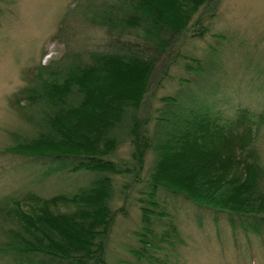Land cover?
Segmentation results:
<instances>
[{"label": "rangeland", "instance_id": "obj_1", "mask_svg": "<svg viewBox=\"0 0 264 264\" xmlns=\"http://www.w3.org/2000/svg\"><path fill=\"white\" fill-rule=\"evenodd\" d=\"M122 2L0 0V202L27 192L45 197L70 193L98 174L71 173L68 165L60 161L21 156L7 149L14 146L13 134H37L33 117L39 118L41 107L25 100L21 91L33 84L39 67L50 64V70H57L64 63L89 61L91 51L110 49L115 45L111 33H121L100 22L104 11L98 21L89 18L111 4L108 9L115 12ZM136 33L126 35L124 31L123 44L139 47L154 61L151 75L145 76L139 91L129 96L140 95L136 110L138 134L153 137L154 118L165 108L166 97L178 98L189 110L212 114L220 111L223 123L251 117L249 124L236 126L234 131L229 128L205 147L218 153V158L229 157L231 165L221 170L229 185L252 179L256 188L264 189V0H215L209 7H199L164 53L149 48ZM127 78L126 86L132 85L133 75ZM241 130L250 132V136L242 135ZM132 149L123 134L117 151L109 158L122 167H131ZM248 153L251 165L246 167L237 160ZM154 163L155 153L148 148L137 177L132 173H108L113 180L111 207L116 213L106 239L107 264H138L129 249L138 244L133 234L142 224L137 202L143 198L142 190L147 188ZM258 163L262 167L260 174ZM158 197L174 215L180 231L175 248L159 249L165 264H264V222L258 216H250L251 225L257 226V231L252 232L244 229L240 219L247 224L250 220L243 217L236 218L241 226L233 227L229 210L199 206L167 189L159 191ZM0 264H6L3 252Z\"/></svg>", "mask_w": 264, "mask_h": 264}, {"label": "trees", "instance_id": "obj_2", "mask_svg": "<svg viewBox=\"0 0 264 264\" xmlns=\"http://www.w3.org/2000/svg\"><path fill=\"white\" fill-rule=\"evenodd\" d=\"M214 3L215 0H123L115 12L110 10L113 5H108L89 19L98 21L104 11L100 22L121 33H111L115 45L91 51L87 62L64 63L57 70H50V64L39 67L33 84L21 91L25 100L41 107L39 118L33 117L37 134H13L14 146L7 150L60 161L68 165L71 173L98 174L70 193L45 197L27 192L21 197L4 198L0 202V252L6 264H107L106 239L116 213L111 207L113 180L108 173H132L137 177L148 148L155 153V163L147 188L142 190L143 198L137 202L142 224L133 234L138 244L129 249L138 264H165L159 249L177 246L175 239L180 231L175 217L158 200V192L164 189L208 209L229 210L233 227L241 226L236 218L243 217L250 220L247 224L240 219L244 229L257 231L250 216L264 222V215H259L264 212L263 187L256 188L252 179L229 185L221 172L231 165L229 157L218 158V153L205 147L229 128L234 131L236 126L249 124L251 117L223 123L220 111L212 114L189 110L178 98L166 97L168 102L155 116L156 128L149 138L136 130L140 95L129 97L139 91L145 76L151 75L154 61L139 47L123 44L122 33L139 32L149 48L164 53L199 7ZM129 75H133V84L126 86ZM241 132L250 136V132ZM123 134L133 147L131 167H122L109 158L117 151ZM248 157L249 153L237 161L249 167ZM257 168V173H262L259 163Z\"/></svg>", "mask_w": 264, "mask_h": 264}]
</instances>
